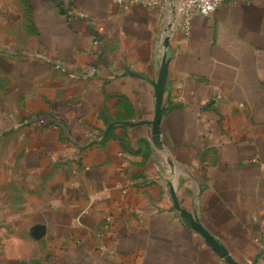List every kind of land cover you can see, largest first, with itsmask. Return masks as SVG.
I'll use <instances>...</instances> for the list:
<instances>
[{"label":"crops","instance_id":"crops-1","mask_svg":"<svg viewBox=\"0 0 264 264\" xmlns=\"http://www.w3.org/2000/svg\"><path fill=\"white\" fill-rule=\"evenodd\" d=\"M167 22L0 0V264H262L264 0Z\"/></svg>","mask_w":264,"mask_h":264},{"label":"built area","instance_id":"built-area-1","mask_svg":"<svg viewBox=\"0 0 264 264\" xmlns=\"http://www.w3.org/2000/svg\"><path fill=\"white\" fill-rule=\"evenodd\" d=\"M120 4L123 8L129 9L135 4L143 5L149 9H154L160 11L162 14L165 13V17L168 20L166 25V36L171 40L178 34L188 36L192 28V19L195 15H210L216 11L218 6L225 0H113ZM169 46V45H168ZM168 46L165 44L163 61L168 62L167 49ZM37 56L42 57L46 61L52 62V59L48 54L39 53ZM55 65L61 69L67 70L62 64L63 62L54 61ZM53 62V63H54ZM74 77H79L75 73H71ZM84 76H89L91 73L83 74ZM166 168H169L168 162L166 161ZM165 180L168 186V191L170 195L176 197V192L174 188V182L169 179L165 174ZM175 202V200H174ZM177 211L185 218L186 222L195 224L193 214L185 207H183L179 202H177ZM264 239V233H263ZM264 264V249H263V262Z\"/></svg>","mask_w":264,"mask_h":264},{"label":"water","instance_id":"water-1","mask_svg":"<svg viewBox=\"0 0 264 264\" xmlns=\"http://www.w3.org/2000/svg\"><path fill=\"white\" fill-rule=\"evenodd\" d=\"M165 44L168 46L169 44H170V39H169V37L168 36H166V38H165ZM164 70H167V67H168V63H167V61H165L164 62ZM157 86V88H158V104H157V119H159L160 118V116H161V113H162V97H163V94H164V90H163V88H161V86H160V82L156 85ZM155 133H154V135H153V140L156 142V143H160V139H159V137H158V133H159V131H158V121L157 122H155ZM174 200H175V203L177 204V202H178V200H177V198L174 196ZM194 227L196 228V229H198L200 232H202V234L204 235V236H206L207 238H209L211 241H212V237L207 233V231H205L204 229H202V228H200L199 227V225H197V223L195 222V224H194ZM213 242V241H212ZM222 252H223V255L225 256V258L227 259V260H229L232 264H237V263H235L234 261H232V259H231V257H230V255L225 251V250H222Z\"/></svg>","mask_w":264,"mask_h":264}]
</instances>
